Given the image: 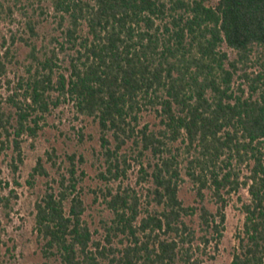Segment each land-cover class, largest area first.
Segmentation results:
<instances>
[{"label": "trees", "instance_id": "16d2710c", "mask_svg": "<svg viewBox=\"0 0 264 264\" xmlns=\"http://www.w3.org/2000/svg\"><path fill=\"white\" fill-rule=\"evenodd\" d=\"M49 14L53 32L41 34L38 16ZM22 17L21 33L0 45V150L16 174L23 143L71 102L96 123L110 213L95 237L83 217L85 155L46 150L30 172L45 178L32 208L43 264H205L233 195L244 219L230 264H264V0H49ZM16 41L29 62L14 83ZM184 182L195 204L181 198ZM8 185L0 179L9 215L18 194Z\"/></svg>", "mask_w": 264, "mask_h": 264}, {"label": "rangeland", "instance_id": "374dc122", "mask_svg": "<svg viewBox=\"0 0 264 264\" xmlns=\"http://www.w3.org/2000/svg\"><path fill=\"white\" fill-rule=\"evenodd\" d=\"M0 2L3 4V10H0V45L3 38H6L9 44L12 34L21 33L23 29L22 11H31L32 8H38L41 5L49 6V0H20L17 3L15 0H0ZM7 5L12 8V13L7 11ZM36 14L38 15V9ZM38 17L43 20L39 25L41 34L53 32L52 28L55 23L50 14L47 15V19L45 15ZM4 49L5 47L0 46V54ZM11 49L13 56L6 61V76L16 83L18 78L26 76L29 62L28 47L22 42L16 41L11 45ZM0 90L4 91L1 87ZM76 116L71 102H64L58 107L51 108L41 121L37 136L34 139H27L23 143L25 158L16 174H13L9 167V150H0V179L9 182L5 191L13 188L18 194L17 198H13V209L9 211V215L6 213V209L0 208V264H43L40 244L33 228L32 208L34 200L44 188L45 178L41 176L31 178L30 172L36 159L43 157L45 151L52 146L56 148L61 158L66 152L73 150L85 155L86 162L82 165L85 171L82 196L87 209L83 217L92 230H97L94 231V236H101L100 220L109 217L110 213L105 208L98 191V188L102 187L104 183L97 176L100 162L96 161L92 153L93 147L98 146L96 123L91 118ZM143 120L152 122L154 117L146 115ZM78 128H82L86 135L90 134L93 138H85L83 142H80L76 133ZM134 172L129 171L125 181L132 183L135 180ZM13 178L19 182V185H14ZM95 194H98L96 198ZM241 195L242 199L247 198L245 189L241 190ZM180 196L185 204H195V193L188 182L182 184ZM208 205L213 207L210 201ZM240 206L241 201L233 195L225 208V229L218 251L215 253V258L207 260L205 264H230L231 254L237 245V234L241 230L244 219ZM192 223L194 226L196 225L195 218Z\"/></svg>", "mask_w": 264, "mask_h": 264}]
</instances>
